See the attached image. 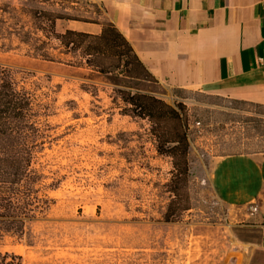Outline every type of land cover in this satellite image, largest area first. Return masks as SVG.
<instances>
[{
	"label": "rangeland",
	"instance_id": "374dc122",
	"mask_svg": "<svg viewBox=\"0 0 264 264\" xmlns=\"http://www.w3.org/2000/svg\"><path fill=\"white\" fill-rule=\"evenodd\" d=\"M33 10L105 21L99 0H0V66L49 110L33 166L51 201L23 235L0 232V254L18 264H244L249 210L218 199L205 172L222 158L264 153V107L202 92L175 98L155 79L132 82L121 70L99 75L54 41L48 53L61 63L33 58V40L42 39ZM70 21L57 20L55 31ZM120 88L185 107L189 210L177 222L163 220L171 158L156 152L147 120L122 114Z\"/></svg>",
	"mask_w": 264,
	"mask_h": 264
},
{
	"label": "crops",
	"instance_id": "0c3cea01",
	"mask_svg": "<svg viewBox=\"0 0 264 264\" xmlns=\"http://www.w3.org/2000/svg\"><path fill=\"white\" fill-rule=\"evenodd\" d=\"M158 84L175 98L202 92L264 107V0H99ZM74 31L100 26L67 22ZM206 180L225 205L248 209L244 264H264V153L211 163Z\"/></svg>",
	"mask_w": 264,
	"mask_h": 264
},
{
	"label": "trees",
	"instance_id": "16d2710c",
	"mask_svg": "<svg viewBox=\"0 0 264 264\" xmlns=\"http://www.w3.org/2000/svg\"><path fill=\"white\" fill-rule=\"evenodd\" d=\"M30 18L42 39L23 35L24 42L33 40V58L56 62L48 53L54 41L59 54L78 57L77 65L85 66L99 75H110L121 70V76L132 82H150L153 77L135 55L132 47L115 26L109 22L79 21L53 12L33 10ZM72 20L100 26V33L66 29L57 33V20ZM124 105L122 114L149 122L159 155L171 158L172 171L165 185L169 193L163 220L179 221L189 210L187 195L188 140L186 113L182 103L171 106L154 96L120 89L113 91ZM48 107L34 102L33 96L19 88L14 71L0 66V232L15 236L24 233L27 223L42 215L51 201L42 193L43 175L34 168V160L46 144L44 119ZM20 257L0 254V264H18Z\"/></svg>",
	"mask_w": 264,
	"mask_h": 264
},
{
	"label": "built area",
	"instance_id": "2783aa9c",
	"mask_svg": "<svg viewBox=\"0 0 264 264\" xmlns=\"http://www.w3.org/2000/svg\"><path fill=\"white\" fill-rule=\"evenodd\" d=\"M257 63L259 66H264V58L257 59Z\"/></svg>",
	"mask_w": 264,
	"mask_h": 264
}]
</instances>
